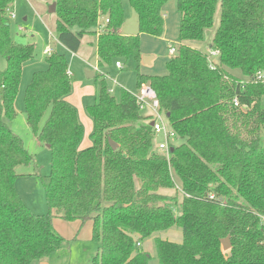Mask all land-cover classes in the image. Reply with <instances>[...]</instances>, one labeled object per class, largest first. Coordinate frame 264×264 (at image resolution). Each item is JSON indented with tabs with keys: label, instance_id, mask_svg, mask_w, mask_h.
<instances>
[{
	"label": "trees",
	"instance_id": "16d2710c",
	"mask_svg": "<svg viewBox=\"0 0 264 264\" xmlns=\"http://www.w3.org/2000/svg\"><path fill=\"white\" fill-rule=\"evenodd\" d=\"M122 1L55 0L56 40L77 54L85 37L97 36L100 69L133 61L138 90L154 91L181 143L157 151L153 118L140 114L134 94L121 89L115 99L97 74L95 102L86 106L92 145L79 150L83 127L65 101L72 91L67 59L52 51L24 96L27 125L51 154L49 174L34 173L49 212L33 214L15 188V169L33 159L8 123L34 47L13 40L7 16L14 0H0V264L55 255L67 242L53 219L91 222L98 246L91 264H148L141 245L150 238L158 264H264V85L252 81L264 72V0H175L178 42L163 76L140 73V35L162 37V8L170 0H128L137 19L133 36L118 33ZM212 50L218 57L210 58ZM169 190L180 198L161 193ZM173 228L181 244L156 238ZM227 237L231 247L223 252Z\"/></svg>",
	"mask_w": 264,
	"mask_h": 264
},
{
	"label": "rangeland",
	"instance_id": "374dc122",
	"mask_svg": "<svg viewBox=\"0 0 264 264\" xmlns=\"http://www.w3.org/2000/svg\"><path fill=\"white\" fill-rule=\"evenodd\" d=\"M54 2L55 0H14V8L12 12L14 19L8 18L10 34L13 40L22 44H30L34 47L33 58L27 62L22 69L18 93L14 101V110L16 115L14 119L8 123V126L10 130L21 139L24 148L33 159L32 165L18 166L15 169V172L18 175V178L15 181V188L23 204L35 215H46L49 212L43 187L34 173L37 171L41 175L49 174L51 154L46 146L38 143L31 129L27 125L24 110V96L33 74L46 69L45 59L47 55L44 54V50L51 48L59 53L61 51L67 59L68 72L71 84H73V90L72 93L65 98V101L76 109L77 116L83 129H86L87 127L84 123V119L91 121L90 117L86 113V106L94 104L97 93V85L99 84L98 79H95V77L91 79L86 77L87 71L92 72L95 76L98 74V71L96 70L95 72V69H93L96 47L94 39L92 38L91 46H88L86 44V39H84L80 53L77 56L63 50L56 40L55 27L52 23L53 14L48 13L49 6H51ZM122 3L126 28L134 29V33L137 34V19L135 13L131 9L128 0H123ZM165 13L171 25V37L167 38L164 42L150 38L151 41L147 44L150 49V56L147 57H153L158 60V64L153 69L154 71L150 69V73L154 74V76L166 74L165 64L166 58L168 57L166 51L167 42L176 45L178 41L177 28L179 19L176 5L170 2L167 3ZM218 14L219 5L216 9L214 25H217ZM25 17L27 18V21L23 22V18ZM18 28L24 29V32H19ZM210 41L211 36L209 35L207 36L206 41L200 45V50L202 52L207 50V46ZM121 65L122 69L119 71L111 69L110 76L116 78V81L119 82L123 90L135 93V73L133 71L135 64L133 61H128L126 64L122 63ZM4 66V59H0V68L3 69ZM80 81L82 82V85L78 86V84H75L74 87V83ZM109 85H112L113 96L118 100L120 89L117 90L113 84L109 83ZM82 89H84L83 91L85 92H92L91 96H85V98L81 100L83 112L80 110L79 106L72 104L73 102L71 97L73 94L75 101L78 102L79 94L83 92ZM147 109V107H142L140 109V114L142 116H146V114L149 113V110ZM48 113L49 110L44 115L40 126L45 122ZM161 119L163 124L167 128H170L163 114H161ZM262 137L264 140V128L262 129ZM85 138L86 137H82L81 142H84ZM88 140L90 141L89 137ZM163 142L164 139L161 137L156 139L157 144ZM171 143L173 145H178L181 142L179 140H173ZM161 193L166 196H175L180 198L179 191L177 192V190L163 191ZM53 223L65 226L62 233H59L55 229L54 230L65 239L67 244L59 250L55 257H53L55 259H53L50 264H91V259L96 254L98 248L97 244L91 239V223H84L83 225L79 224L77 225L78 227H72L76 224L74 222H65L61 219H53ZM173 229L180 231L179 228ZM147 254L150 256L148 264H158L153 245L150 247Z\"/></svg>",
	"mask_w": 264,
	"mask_h": 264
},
{
	"label": "crops",
	"instance_id": "0c3cea01",
	"mask_svg": "<svg viewBox=\"0 0 264 264\" xmlns=\"http://www.w3.org/2000/svg\"><path fill=\"white\" fill-rule=\"evenodd\" d=\"M169 2L170 3H174L176 5V1L175 0H170L167 3H169ZM167 3L162 8V13H163V18H164V33H163L162 37H160V38H153V37H150V36H147V35H144V34L140 35V52H141V56L142 57L143 56H150L149 55L150 54V51H149L150 49H149V47L147 45L151 41L150 38L153 39V40H159L161 42H164L167 38L171 37V31H170L171 25H170V22L167 19L166 13H165ZM13 8H14V3L10 7V9L8 10V15L9 14H12ZM52 18H53L52 23H53V26L55 27L56 18H55V15L54 14L52 15ZM178 19H179V14H178ZM26 21H27V18L26 17L23 18V22H26ZM100 22H102V19H100ZM178 27H179V21H178ZM18 31H19V28H18ZM19 32L23 33L24 32V29H23V31H19ZM118 33L121 36H133V35H136L134 33V29H131V28L130 29H127L126 28L125 22H123V24H122L121 28L119 29ZM177 36H178V28H177ZM84 39H86V44L88 46H91L92 45V38L91 37H85ZM93 39H94V42H95V45H96L97 36L94 37ZM83 40H82V42H83ZM172 45H174V44L167 42V47H166L167 54H168V48L170 46H172ZM59 46H61V45L59 44ZM51 50L52 51H55L53 49H51ZM63 50H65V49L63 48ZM96 51H97V48L95 47V63L93 64V69H95V72L97 70L98 71V74H103L104 75L106 81L108 82V85H109V83L110 84H113L116 87L117 90H119V89L121 90L122 89V86L119 84V82L116 81V78H113V77L110 76V71H111V69H115V70H118L119 71L122 68L121 69L116 68L115 67V64H113L111 67H106V68H103V69L98 68L97 67V55H96ZM60 53H62V52L60 51ZM79 53H80V51L77 54H72V55L77 56V55H79ZM142 57H141V64H140V68H141L140 69V73L141 74H144V75H150V76L152 75V76H154V74H151L150 73V69L152 71H154L153 69L158 64V60L156 58L151 57L152 59L150 60V63L148 65H145L142 62ZM168 60H169V56L166 58V62ZM120 64H122V63L120 62ZM161 76H163V75H161ZM94 77H95V75L93 74V78ZM75 84H78V86H79V85H82V82L80 81V82L74 83V87H75ZM72 86H73V84H72ZM111 86L109 85V88L110 89H112ZM135 86H136V78H135ZM83 90L84 89H82V91ZM137 91H138V88L136 86L135 93H132V92H130V93L136 95L137 94ZM71 93H72V91H71ZM91 94H92L91 91L90 92H87V91L86 92L85 91L81 92L79 94L78 102L75 101V99L73 97V94H72V96H71L72 97V102H73L72 104L75 105V106H79L80 110L83 112V105H82L81 100L83 98H85V96H91ZM147 110H149V113L146 114V116H144V117H152L153 114L150 111V109L148 108ZM78 120H79V118H78ZM84 123L86 124L87 127H86V129H83V131H84L83 132V135H84L83 137H86V138H85L84 142H80L79 147H78L79 150L87 149V148H89L92 145L91 140L90 141L88 140V137L90 138V134H91L92 129H93L92 121L85 120L84 119ZM74 223H76V224L74 226H72V227H78L77 225H79V224L83 225L84 224V223H81L79 221H75ZM85 223H91V222H85ZM53 227H54V229L56 231H58L59 233H62L64 231L63 228L65 226H62L60 224H57L56 225V224L53 223ZM133 237H134V239L137 240L139 236L138 235H134ZM156 238H159V239H161L163 241H168V242H171V243H176V244H181L182 243V233L180 231H178V230H175V229H170V230H167L165 232H162V233L158 234L156 236ZM152 245H153V238H150L148 240H145L142 243V245H141L143 252L148 253V250L150 249V247H152ZM58 252L55 255H53L52 257H50L48 259H45V260H42V261H40L38 263H35V264H50L53 261V259H55L53 257H55L58 254Z\"/></svg>",
	"mask_w": 264,
	"mask_h": 264
},
{
	"label": "built area",
	"instance_id": "2783aa9c",
	"mask_svg": "<svg viewBox=\"0 0 264 264\" xmlns=\"http://www.w3.org/2000/svg\"><path fill=\"white\" fill-rule=\"evenodd\" d=\"M8 18L14 19L13 14H9ZM19 31H23V29L19 28ZM99 32L100 31H98V33ZM51 53H52V50L50 48H47L44 50V54H46L47 56H49ZM174 53H175V47L170 46L168 48V56L171 57L174 55ZM208 53H209L210 58H215V57H218L219 55L218 51H215V50L208 51ZM115 67L118 69L122 68L120 62H116ZM252 81L255 83H260L264 85V72H258L255 75V77L252 79ZM109 93L112 94L113 90L109 89ZM135 98L137 100L138 105L140 106V109L142 107H147L150 109V111L153 114L152 131H153L155 139L159 137L164 139L163 143L155 144V149L157 151L167 152L169 149V143L174 140L175 134L170 128H167L162 122V119H161L162 113L159 112V102H158V99L156 98L154 91L148 85H142L139 88L137 94L135 95ZM233 103L235 107H238V102L236 99H234Z\"/></svg>",
	"mask_w": 264,
	"mask_h": 264
},
{
	"label": "water",
	"instance_id": "95a60500",
	"mask_svg": "<svg viewBox=\"0 0 264 264\" xmlns=\"http://www.w3.org/2000/svg\"><path fill=\"white\" fill-rule=\"evenodd\" d=\"M55 8H56L55 3L51 4V6H49V8H48V13L49 14H54L55 13ZM151 59H152L151 57L143 56L142 57V62H143V64L148 65L150 63ZM86 77L88 79L93 78V73L87 71L86 72ZM151 126H153V123H151ZM109 145H110V147L113 150L117 149V145H115L113 142L109 141ZM230 247H231V244H230V241H229L228 237L223 239V240H221V249H222L223 252L228 251L230 249Z\"/></svg>",
	"mask_w": 264,
	"mask_h": 264
}]
</instances>
